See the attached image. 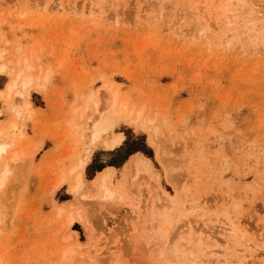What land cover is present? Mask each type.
I'll use <instances>...</instances> for the list:
<instances>
[{"label":"rangeland","instance_id":"rangeland-1","mask_svg":"<svg viewBox=\"0 0 264 264\" xmlns=\"http://www.w3.org/2000/svg\"><path fill=\"white\" fill-rule=\"evenodd\" d=\"M14 124L0 264H264V0H0Z\"/></svg>","mask_w":264,"mask_h":264},{"label":"bare ground","instance_id":"bare-ground-1","mask_svg":"<svg viewBox=\"0 0 264 264\" xmlns=\"http://www.w3.org/2000/svg\"><path fill=\"white\" fill-rule=\"evenodd\" d=\"M30 82H31V80H26L23 83V87L26 88ZM17 84L18 83L15 82L13 85H11L9 87V91L10 92L14 91V89L17 87ZM18 94L21 96L24 95V93H22V92H18ZM116 105H117V97L112 96L110 104L108 106V111L105 114H102L103 113L102 112L100 115L101 116L100 120L95 121L93 126H92V128L95 129V131H94L95 135L93 138H95L96 136L99 135L98 131L103 132L102 130H99V128L103 129L104 132L106 130L113 129V127L115 125V122L112 119L113 113H109V112H114L112 110L115 108ZM96 107H98V104H95V108ZM124 108H126V106ZM114 113H116V112H114ZM20 114L21 113L18 112V116H20ZM17 131H19V127L16 126L15 124L6 133L3 130L0 131V159H3L4 156L8 154L9 149L11 147L10 142H8V140H4L3 137L5 136V134L7 135L8 138L12 134L15 136ZM87 151H88V149H87ZM17 160H18L17 156L14 155L12 158V161L16 162ZM88 162H89V157H85V159L81 160V162L78 166L79 173L75 179V183H74L72 190H71L72 193H74V194H77L80 191V189L83 187V185L85 184L84 183V171L86 169V166L88 165ZM9 165H10V163L6 162L3 172L0 174V189H2L7 182L8 175L10 174ZM135 169L137 172L140 171V167H138L137 165L135 166ZM112 177H113V169L109 167V168L105 169L104 171H101L100 173H98V175L94 181L95 183L97 182L100 190L103 192V198L104 199H113L115 196V192L110 187V182L112 180Z\"/></svg>","mask_w":264,"mask_h":264},{"label":"trees","instance_id":"trees-1","mask_svg":"<svg viewBox=\"0 0 264 264\" xmlns=\"http://www.w3.org/2000/svg\"><path fill=\"white\" fill-rule=\"evenodd\" d=\"M101 171V170H100Z\"/></svg>","mask_w":264,"mask_h":264}]
</instances>
